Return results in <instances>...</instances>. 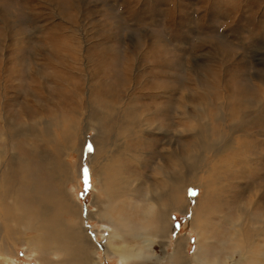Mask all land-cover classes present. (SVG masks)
<instances>
[{"label": "rangeland", "instance_id": "rangeland-1", "mask_svg": "<svg viewBox=\"0 0 264 264\" xmlns=\"http://www.w3.org/2000/svg\"><path fill=\"white\" fill-rule=\"evenodd\" d=\"M0 157L6 264L63 259L30 251L7 213L33 185L64 195L56 217L91 237L88 264H129L103 248V170L173 201L143 264H251L229 230L264 249V0H0ZM132 200L136 222L149 206Z\"/></svg>", "mask_w": 264, "mask_h": 264}, {"label": "bare ground", "instance_id": "bare-ground-1", "mask_svg": "<svg viewBox=\"0 0 264 264\" xmlns=\"http://www.w3.org/2000/svg\"><path fill=\"white\" fill-rule=\"evenodd\" d=\"M64 168V164L62 167L56 165L51 167L49 169V172L47 173L56 177L57 174L61 172ZM115 169L119 171L118 167H115L114 170ZM158 170L161 171L160 175H163V168H159ZM106 172L107 171L105 170L99 172L100 176H102V193L105 196V200L102 202L101 207V218L107 221L108 225L110 226V231L106 235V244H103L106 256H116L120 259L126 260L127 262L129 260V264H143L147 255V245L149 244L147 243V238H150L151 236H157V238L158 236H160V238H166L171 232L172 226L170 225V222L168 220V213L173 207V201L171 200L169 195H166L164 199H161V201H164H162L163 203L158 201L156 198H153L154 200L148 202L150 199L147 198V195L153 194L155 192L148 191V188L147 190L140 188L138 190L137 187L134 188V184L132 185V182H129V178L131 177L128 178V181L115 171L113 172V174L107 176L105 175ZM157 185H163L164 189L173 188L171 187V181H169L167 177L160 178L159 182H156V186ZM49 189L51 190V188ZM22 195V199H24L23 202L21 201ZM138 197H140L141 200H146L148 202L149 210L145 211V208L142 209L140 208V206L139 208L134 207L135 210L133 211L137 212L138 220L136 222H133V218L132 220L130 218L128 219L124 216L125 213H122L129 209L128 206L125 205L124 201L128 200L131 202L132 199H137ZM17 200L22 205L19 204L20 206H16L18 203V201H16V205L14 206L15 208L10 207L7 210V213H13L12 215L15 216L19 224H24V230L26 228L27 231L34 233V236L30 237L29 240L26 238V245H28L30 251H34L35 253L38 252L44 256H49L55 252H58L59 255H63V259L57 260V264L89 263L91 258L87 254L88 250L91 249V244H93V242L91 241V237L82 234L74 226H67L65 222L62 223L56 217V215L58 216L59 213L68 214L64 195L62 196V194L57 190L56 192L47 194L45 191L42 190L41 185H33L32 188H25V190L22 192L21 196ZM152 204H154L155 206H153ZM26 205L28 206L25 208ZM50 205L53 206V209L49 208ZM54 208H56V210ZM26 212L29 214V217L27 218ZM128 216L130 217V215ZM135 216L136 215H134V218L136 219L137 217ZM26 219H28L27 222ZM239 225V228L235 229L234 225V228L232 230H229V232L234 237L231 240V243L229 242L230 246L232 247V250L235 253L243 256V258L246 257L247 261L251 264H264L263 247L259 246L255 242H252L249 246L246 247L244 243H242V232H245L246 229L242 226V224ZM249 233L251 235H259L260 229L258 227H253L249 230ZM135 243H137L138 246L131 245ZM200 243L202 244V242H199V247L201 246ZM93 246L94 248H96L94 244ZM199 254L200 252L198 251L196 255L191 259L193 261L199 262L200 264H208L207 260L202 257L203 255L200 257ZM5 256V253H1L0 251V264H6L8 262ZM183 256L186 255L183 254ZM85 257L87 259H85ZM86 260L88 261L86 262ZM92 262L93 263L91 264H100L97 261Z\"/></svg>", "mask_w": 264, "mask_h": 264}, {"label": "snow or ice", "instance_id": "snow-or-ice-1", "mask_svg": "<svg viewBox=\"0 0 264 264\" xmlns=\"http://www.w3.org/2000/svg\"><path fill=\"white\" fill-rule=\"evenodd\" d=\"M190 195H195V192L194 191H190Z\"/></svg>", "mask_w": 264, "mask_h": 264}]
</instances>
